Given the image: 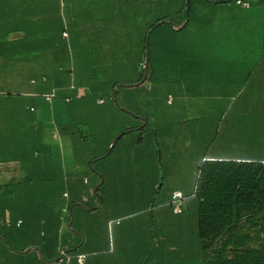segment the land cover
Here are the masks:
<instances>
[{
  "label": "trees",
  "instance_id": "trees-1",
  "mask_svg": "<svg viewBox=\"0 0 264 264\" xmlns=\"http://www.w3.org/2000/svg\"><path fill=\"white\" fill-rule=\"evenodd\" d=\"M36 1L0 0V27L14 20L15 26H19L15 29L23 35L21 38L24 41L22 46H13L3 45L0 39V61H4L8 52H12V50L15 52L17 50H21L20 52L31 51L29 48L32 49L33 44L31 46L29 44L34 41L31 39L33 31L28 26L22 27L31 20L43 21L45 29L41 32V43L47 44L48 47L51 46L50 51L55 53L53 58L57 60V66L62 59L67 60L69 50L65 41L63 47H60L54 36L49 34L54 28V20L56 18L63 19L59 30L60 38L65 25L70 33H78L82 27L85 28L86 25H89V21L93 24L94 18L78 16L79 9L85 7L84 1L63 0L64 7H60V0H40L41 5L45 6L46 12V17L41 19L31 18V6ZM117 1L116 15L120 11L128 10V17L132 19L130 22H134L135 26H138L142 19L146 20V25L142 28V33L145 29L142 36V56L136 60L140 64L144 62L145 38L148 35L149 54L146 77L142 82L137 83L143 77L144 67L138 68L137 65H134L133 70H136L137 76L129 86L117 85L114 80H102L103 73L100 74V71L89 69L90 65L86 61L84 65L82 64L83 60L80 62L79 56L87 59L85 54L87 46L79 45L77 48L80 53L76 63L80 62L82 70H84L83 73L87 76L76 78L77 90L73 92L72 101L66 105L68 123L70 124L67 134L73 145L75 160L79 153L84 152L87 148L95 151L91 159L88 160L89 163L95 157L110 154L125 134L135 131L130 137L136 146L133 151L135 153L133 156L134 185L130 188V186L127 187L126 182H120L116 186L118 180L114 179L111 168L103 172L94 167L100 177H103V181L100 183V178L98 179L95 201H83L82 196L76 192V188L81 189L80 181L70 182L66 186L65 180L62 179L65 174L60 160L61 151L56 150V153H52L53 147H50V144L48 146H33L30 151L27 149V152H24L25 161L20 162L19 169L25 172L22 177L12 176L10 180L8 179L9 182L3 184L8 202L11 200L7 205L9 218L12 219L15 215H32L36 221L45 220V225L39 226L40 240L48 237L53 245L62 240L63 246L66 243V248L71 251L82 250L87 244L86 236L96 234L107 236L110 234L123 238L128 236L129 243L136 253L138 252L144 257L145 263H164L199 258L202 264H264V156L231 155L226 152H222V154L215 152V154L207 156L196 167V178L192 188L189 191L180 188L183 192L182 208L179 212H174V203L170 196L173 188L167 191L163 189L164 172L159 152L160 143L155 137L156 130L150 127L148 118L143 115L141 108H137V105L142 101L141 98L138 99L141 93L135 92L134 97L137 100H133L134 97L125 96V90L139 87L145 80L152 78L151 33L159 23H167V18L171 20V24L181 26L185 19L186 0H180L177 16L174 13V6L177 4L172 0L164 2L151 0L149 4L143 0ZM85 3L86 10L90 9L93 13L95 9L102 8L95 7L98 3L95 0L88 2L86 0ZM99 5L101 6V4ZM190 5L191 0H189V8ZM20 7L22 10H18ZM69 8L74 12L69 13ZM165 11L170 15L163 14L166 13ZM42 12L44 11L42 10ZM158 13L162 15L150 21V14ZM20 22H22V26L19 25ZM152 26L154 27L152 28ZM149 29L150 31L147 33ZM9 30H5L7 33H4V38ZM97 30L99 29L94 27V32ZM48 39L50 40L48 41ZM76 46H78L77 42ZM112 49L107 50L111 51ZM101 50L102 48L99 47L95 51ZM56 52L58 53L56 54ZM72 52L74 50L70 49V53ZM8 63L11 64L10 61ZM92 65L95 66L91 63ZM61 68L60 74L62 75H56L55 81L52 79L50 86L58 88L56 92L58 96H65L59 89L67 84L66 73L68 74L69 70ZM114 86H116L115 93H113ZM12 95L14 94L10 92H0V99L10 98ZM118 96L130 99V101L128 100L130 105H126L127 101L125 105L120 102L119 104L113 103L111 99L114 97L119 100ZM88 97L89 99H87ZM99 98H102V103H97ZM143 102L149 103L148 100ZM7 103L11 104L8 99L0 100L1 107L9 106L6 105ZM101 106H106V110H102ZM107 112L124 120L120 127L110 126L107 123L109 119H104ZM87 115L93 116L94 121H90ZM126 116L139 120L144 119V121L128 125L125 120ZM86 125L87 127H85ZM58 126L62 127L61 124ZM238 131V127L232 123L230 133L236 136H232L233 138L229 140V147H225V143H223L224 131L214 135L215 150L222 151L225 148H229L230 151L235 150V152L242 150L243 146L239 144L243 140L240 141ZM114 138L116 141L109 150ZM79 139L81 143L76 144ZM248 148L263 149V146ZM33 155L39 158L48 156L50 159L53 158V161L47 159L36 161ZM63 191L68 192L67 199L62 196ZM99 198L102 199V203L97 207ZM64 207H66V211L63 210ZM107 210L109 212L105 214ZM112 217L120 220L109 233L106 224ZM20 219L23 221V218ZM62 224L65 226L64 230L61 229ZM125 224L128 226L127 228H125ZM20 228L24 229V227ZM70 236L75 240H71Z\"/></svg>",
  "mask_w": 264,
  "mask_h": 264
},
{
  "label": "rangeland",
  "instance_id": "rangeland-1",
  "mask_svg": "<svg viewBox=\"0 0 264 264\" xmlns=\"http://www.w3.org/2000/svg\"><path fill=\"white\" fill-rule=\"evenodd\" d=\"M191 1L190 8L188 3V10L185 1V19L187 20L184 27L175 29L170 23L171 20L167 18V23H159L151 33L152 58L150 64L153 72L152 78L145 80L139 87H131L125 90V96L128 98H133L135 92L141 93L138 99L141 98L142 101L137 105V108H141L143 115L148 118L150 127L156 130L155 137L160 143L159 152L163 165L162 171L164 172L163 189L166 191L171 188L189 191L196 178V167L199 164V159L203 155L210 156L215 152L217 154L226 152L231 155L264 156V148L255 149L243 146L242 150L235 152V150L230 151L229 148L216 151L213 146V136L221 134L224 125L230 119L233 120L235 116H238L235 114L238 113L240 102L242 107H246L248 110H257L258 113L264 112V76L261 78V82L250 84L248 91L242 93L239 98V88L245 84V81L248 84L252 77L257 79L254 72L249 74L247 72L251 70V67L254 68L256 59L264 58V47H262L264 46V0H251L253 6L246 10L229 7L228 2L233 4V0H227V3L219 1L211 4L205 1V3ZM101 2H98L96 7H100L99 4H101L103 17L93 19V24L88 22L89 25L85 27L86 35L82 38V43L78 41V46L73 44L70 48L74 50L72 57L75 54V61H77L80 53L79 45L81 47L86 45L87 59L79 56L80 62L83 60L82 64L84 65L86 61L90 65L88 66L89 69L100 71V74L103 73L102 80H114L118 85L120 83V85L125 86L124 84L127 81L131 82L136 78V75H132L130 72V64L129 66H116V64L118 61L126 65L131 62L130 59L135 55L134 43L132 42L135 28H144L146 20L142 19L140 26H135L133 25L134 22H130L132 19L128 17V10L120 11L116 15L117 0H103ZM165 12L163 14L170 15L169 12ZM161 15V13L150 14L149 19L152 21ZM118 20L119 22H117ZM62 22L63 19L56 18L54 28L49 32L60 47H63L64 44V40L60 38L59 34ZM19 25L22 26V22ZM26 26L33 31L31 39L34 41L29 44L30 46L33 44L32 49L29 48L31 51L20 52L21 50H17L15 52L12 50V52H8L4 61H0V92L14 94L10 98L0 100L8 99L11 104L7 103L6 105L9 106H3L11 110L24 106L27 96L25 97L23 93L27 89H37L41 93L46 90L49 91L52 88L50 86L51 76L58 66L67 68L69 72L72 68L66 59H62L57 66V60L53 58L55 53L50 51L51 46L48 47L47 44L41 43V32L45 29L42 20H31L22 27ZM15 27L19 26H15L14 20L0 27V39L3 45L22 46L24 41L21 36L23 35L16 31ZM94 27L99 30L94 32ZM8 29L10 30L4 38L3 35ZM98 46L102 50L97 52L95 50L99 48ZM110 48L113 49L108 51L107 49ZM120 48H123L121 53L118 51ZM55 49L58 50L57 44ZM89 62L95 66H91ZM144 62L142 63L143 67ZM51 63L52 65H50ZM139 64L137 63V67ZM43 68H47L48 72L45 73L49 76L45 83L34 85L27 81L23 82L29 80L30 69L35 75ZM160 70H162L163 75ZM66 75L68 74L66 73ZM160 76L162 79L166 78V82H160ZM40 92L39 96H41ZM169 96L171 101L169 100L170 102L167 103ZM115 98L113 97L111 100L116 104L120 102L125 105L126 101H130V99L119 96V100ZM133 100L137 99L134 97ZM146 100L149 103L143 102ZM126 105H130L129 102ZM100 108L106 110L107 107L101 106ZM108 113L104 115L105 120L109 119L107 123L110 126L120 127L124 120ZM14 117L5 116L2 121L0 136L6 137L7 146H0V162H9L8 160L22 157L21 144H24L25 153L27 149L30 151L34 146V141L28 136H35L40 131L30 130L28 115H15ZM87 117L90 121H94L93 116L87 115ZM134 119L132 120L134 121ZM132 123L131 121L128 125H132ZM232 123L238 127V135L243 134L246 141L249 137H255L258 139V144H261L259 147L264 145V114L246 115L243 116L242 121L237 118V121ZM134 132L125 134L110 154L95 157L89 163L88 160L95 153L93 149L87 148L84 152L79 153L76 161H73L72 158L75 154L72 153L70 160L72 169H78L80 177L89 178V182L82 186L81 192L90 202L95 201L96 185L100 177L94 167L97 169H101L102 166L110 167L114 179L118 180L116 186L120 182H126L127 187L130 186V188L134 185L132 178L124 177L128 180L122 179L124 173L119 163V160L122 158L124 160L126 156L132 157V160L134 158L135 153L133 151L136 146L132 140L126 142L131 139L129 137H132ZM228 135L233 136L231 133ZM46 136L47 134L44 133L42 138L46 139ZM65 138L57 132L52 136L51 131H49L47 140L50 147H53L52 153L64 149L63 152L69 156L68 140ZM80 143L81 140L79 139L76 144ZM18 172L17 178L22 177L25 173L22 169ZM82 200L84 201L83 197ZM108 212L109 210L105 211V214Z\"/></svg>",
  "mask_w": 264,
  "mask_h": 264
},
{
  "label": "crops",
  "instance_id": "crops-1",
  "mask_svg": "<svg viewBox=\"0 0 264 264\" xmlns=\"http://www.w3.org/2000/svg\"><path fill=\"white\" fill-rule=\"evenodd\" d=\"M84 1L85 7L83 9H79V17H87V18H94L99 19L102 18V11L101 8L99 10L95 9L94 13L89 9L86 10V0H79V2ZM91 1V0H87ZM97 0H95L96 2ZM102 0H98L99 3H101ZM165 0H158V2H164ZM173 1V0H172ZM215 3V2H226V0H193L195 3ZM248 2L247 6L241 5L236 2V0H233V4L231 2H228V6L233 8H239V9H250L253 4L251 0H246ZM34 2V0H32ZM63 0H60V7L63 6ZM143 2H147L148 4L151 2V0H143ZM192 2V1H191ZM40 3V4H39ZM41 1L37 0L32 6H31V18H45V6L41 5ZM175 15L177 16L179 13L178 6L180 4V0H175ZM227 3V2H226ZM64 7V6H63ZM96 7V6H95ZM101 7V6H100ZM149 7V5H148ZM18 10H22L21 7ZM42 10L44 12H42ZM61 12H64L61 10ZM69 13L74 12L73 9L69 8ZM178 13V14H176ZM22 14V12H20ZM68 15V14H67ZM29 17V16H28ZM184 25V24H183ZM183 25L179 26L178 24H172V26L175 29L181 28ZM65 29L63 31H66V35H63L61 33V38L67 43V47L69 50L67 61L72 66L70 69L71 72L66 75L67 77V84L65 87L59 89L62 91V93L65 96H58L57 87H52L49 91L46 90L44 93H41L40 91H37V89H27L26 92L23 94L26 98V103H24V106L22 108L17 109H9L5 107H0V128L3 124V120L5 119V116H21V115H28V118L30 119V123H28L30 130L33 129L38 132V134L30 135L28 136L29 139L34 141V146L40 145V146H48L50 143L48 142L47 138L49 137V131H51L52 136L57 132L60 135H63L66 137L65 139L68 140V151L69 156H66V154L63 152L64 149L61 150V156L60 160L62 163V169L64 171L63 180H65V185L68 186L71 183H75V181H80L81 183V189L82 186L85 185L87 182H89V178L86 176L80 177L79 171L72 169V163H71V155L74 154L73 151V145L70 142V136L67 134L70 130V124L68 123V113H67V104H69L72 101V95L73 92L76 91V85L75 80L78 76H87V74L83 73L84 70H82V65L80 62L76 63L75 61V55L72 57V53H70V48L72 45H76V42H81L82 38L86 35L85 28L82 27L78 33H70L67 26L65 25ZM62 31V32H63ZM171 31H174L171 29ZM132 42L134 43V53L135 55L132 56L130 59L131 62L128 63V65L124 64L123 62H119L116 64V66L124 65V66H131V73L132 75L137 76L136 70H133L134 65H137L135 63L136 60H139L142 56V29L135 28V32L133 34ZM135 37V38H134ZM146 39V38H145ZM50 39H48L49 41ZM47 41V40H46ZM130 41V40H129ZM131 42V43H132ZM162 42V40H161ZM264 47V46H262ZM123 50V48H122ZM119 50V51H122ZM262 50V48H261ZM264 50V49H263ZM124 58V57H123ZM134 61V62H132ZM79 65V66H78ZM123 66V67H124ZM254 68L251 67L250 71L247 72L248 74L251 72H254L256 74V78H251L249 83L247 84V81H245V84L239 88V98L242 93H246L248 91V88L250 84H257L261 82V78L264 76V58L262 59H256L254 63ZM142 67V64L138 65V68ZM57 72L55 71L52 74V79L55 81L54 77L60 76L62 68L58 67ZM46 69V71H45ZM48 72L47 68H43L35 75L33 74V70L30 69V77L29 80H25L23 82H29L33 83L34 85H37L38 83H45V81L48 80V75L45 73ZM80 74H79V73ZM146 72L144 69L143 77L140 81L137 83L142 82L146 77ZM32 73V74H31ZM58 73V74H57ZM160 73L163 75L162 70H160ZM159 81L166 82V78L162 79V76L159 77ZM135 79H133L131 82H134ZM39 81V82H38ZM19 82V81H18ZM125 84H130V81H127ZM129 86V85H126ZM252 89V88H251ZM39 90V89H38ZM39 92L40 95L39 96ZM44 94V95H42ZM170 94V93H169ZM171 101V97H167V103ZM102 98L97 99V103H102ZM258 114H264L258 113L257 110H248L246 107H242L240 102V108L238 110V113L235 115V119L229 120L228 123L224 125L223 131V143H225V147H229V140H231L233 137L229 136L228 134L231 131L232 128V122H236L237 118H239V121L243 120V116H251V115H258ZM4 116V117H2ZM135 117L126 116L125 120L126 122L130 123L131 121L134 123H138L142 119L135 118L134 121L132 120ZM129 120V121H128ZM256 120V119H255ZM144 121V119L142 120ZM63 127L59 128L58 125ZM59 128V129H58ZM61 129V130H60ZM57 130V131H56ZM63 130V132H62ZM44 133L47 134L45 137L46 139L42 138L44 136ZM34 134V133H33ZM43 134V135H42ZM243 134L239 136L240 141L243 140L239 145L245 146V147H259L258 139L255 137H249L246 141L245 138H243ZM118 137V136H117ZM116 137V138H117ZM130 138V137H129ZM23 139V138H22ZM25 140V138H24ZM131 139L127 140L126 142L130 141ZM36 141V142H35ZM116 141V140H115ZM125 143V142H124ZM7 146L6 137L0 136V146ZM24 144H21V155L22 157H17L14 159L8 160L9 162H0V264H202L199 258H188L183 260H175L171 262H164V263H157V262H148L145 263L143 261V256L139 254L138 252L134 250L133 246L129 243L128 236L126 238L123 237H116L112 235L102 236V235H89L86 236V242L87 244L82 248V250H75L71 251L70 249L66 248V243L63 246L62 240H59L56 245H53L48 239V237H45L43 240L39 238L38 236V230L39 226L45 225V220L42 221H36V218H34L32 215L29 216H21V215H15V217L10 219L9 217V209H8V203L11 202L6 197V189H5V183L8 179H10L12 176H17L18 171L20 170V162L25 161L26 156L24 154L23 146ZM17 146V145H13ZM113 147V146H112ZM264 148V145H263ZM24 156V157H23ZM38 161L39 159H47L48 161H53V158H49L48 156H43L39 158L38 156L33 155ZM38 157V158H37ZM76 156H73V161L75 160ZM207 158L206 155H203L200 159L204 160ZM120 159V168L123 169L124 176L122 179L128 180L129 178L134 179L135 177V170H134V158L132 160V157L126 156L124 158ZM108 168L107 166H102L101 171H106ZM128 179H126V178ZM100 178V177H99ZM103 181V177L100 178V183ZM4 184V185H3ZM81 189L76 188V192L80 194L84 200H88L85 198L84 194H82ZM173 189H179V188H173ZM172 189V190H173ZM171 190V191H172ZM181 190V189H180ZM66 192L67 196L64 197V199L68 198V192L63 191V193ZM118 195L119 193H114ZM124 200V197H122ZM102 203V199L99 198V202L97 203V207L100 206ZM11 216H13L11 214ZM20 218H23V221H21ZM119 218H111L108 220L106 224L107 231L110 233L112 231V227L115 224H118L119 222H116L115 220ZM120 220V219H119ZM70 223V221H69ZM24 227V229L19 227ZM64 225L62 224L61 229L64 230ZM125 224V228H127ZM115 230V229H114ZM28 232V233H27ZM119 238V239H118ZM70 239H72V236H70ZM64 240V239H63ZM75 240V239H74ZM83 241V237H82ZM43 249H42V248ZM42 249V250H41ZM85 253V259L82 263L78 262L77 255Z\"/></svg>",
  "mask_w": 264,
  "mask_h": 264
},
{
  "label": "built area",
  "instance_id": "built-area-1",
  "mask_svg": "<svg viewBox=\"0 0 264 264\" xmlns=\"http://www.w3.org/2000/svg\"><path fill=\"white\" fill-rule=\"evenodd\" d=\"M236 2L244 6L248 5V2L246 0H236ZM62 34L66 35L67 33L66 31H63ZM66 196H67V193L64 192L63 197H66ZM170 196H171L172 202L174 203V208H173L174 212H179L182 208L183 192L180 189H173L171 191ZM63 210L66 211V207H64ZM115 221L119 222V219H116ZM84 259H85V253H81L77 255L78 262L82 263Z\"/></svg>",
  "mask_w": 264,
  "mask_h": 264
},
{
  "label": "water",
  "instance_id": "water-1",
  "mask_svg": "<svg viewBox=\"0 0 264 264\" xmlns=\"http://www.w3.org/2000/svg\"><path fill=\"white\" fill-rule=\"evenodd\" d=\"M186 3H187V10H188V3H189V0H186ZM186 20L187 19H185V21H184V23L183 24H185V22H186ZM182 24V25H183ZM154 26H152V28H153ZM150 31V30H149ZM149 33V32H148ZM148 54H149V44H148V35L146 36V39H145V62H144V67H145V71H147V62H148ZM118 85V84H117ZM116 85V86H117ZM119 85H120V83H119ZM124 85H129V84H124ZM116 86L114 87V93H115V88H116ZM115 140H116V138H114L113 140H112V142H111V144H110V146H109V150L112 148V146L114 145V143H115Z\"/></svg>",
  "mask_w": 264,
  "mask_h": 264
}]
</instances>
